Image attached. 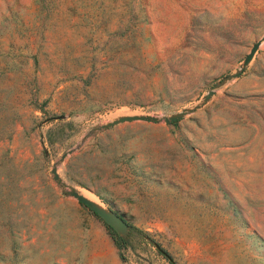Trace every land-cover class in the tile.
<instances>
[{
	"label": "rangeland",
	"instance_id": "374dc122",
	"mask_svg": "<svg viewBox=\"0 0 264 264\" xmlns=\"http://www.w3.org/2000/svg\"><path fill=\"white\" fill-rule=\"evenodd\" d=\"M0 264H264V0H0Z\"/></svg>",
	"mask_w": 264,
	"mask_h": 264
},
{
	"label": "water",
	"instance_id": "95a60500",
	"mask_svg": "<svg viewBox=\"0 0 264 264\" xmlns=\"http://www.w3.org/2000/svg\"><path fill=\"white\" fill-rule=\"evenodd\" d=\"M258 46H259V42H256L251 47L249 53L245 56V58L243 60V64L240 67V70L233 73L229 77H237L240 74L243 67H245L250 62V60L253 58V55L255 54V52L258 49ZM212 93H213V91L210 90L207 93V95L205 96V100H207ZM186 112H187V110H183L182 112H180L178 114H175V115H172L169 117H165L164 120L166 122H173L176 119H178L181 115L185 114ZM156 119H157L156 117L149 116V115H123V116H118L117 118H115L111 121H108L106 124L103 125V127H109V126H112V125H115L117 123L124 122V121H131V120L153 121ZM53 174H54V178L56 180L60 181L59 175L57 174L55 169L53 170ZM69 194L71 196H73L78 202L84 204L91 211H93L94 214H96L98 217H100L108 226L113 228L114 231L118 235H120V232H124L125 230L128 229L129 224L118 213H116L111 208L105 207L104 205L102 207L96 205L92 200L88 199L87 197H85L83 194H81L78 190H76L74 188L70 189Z\"/></svg>",
	"mask_w": 264,
	"mask_h": 264
},
{
	"label": "trees",
	"instance_id": "16d2710c",
	"mask_svg": "<svg viewBox=\"0 0 264 264\" xmlns=\"http://www.w3.org/2000/svg\"><path fill=\"white\" fill-rule=\"evenodd\" d=\"M107 225V224H106ZM107 228L109 230V233L111 235V237L113 238L114 240V243L115 245L117 246V248L119 249V255L120 257L123 259V256H122V252H121V249L125 247V240L120 236L118 235L113 228H111L110 226L107 225Z\"/></svg>",
	"mask_w": 264,
	"mask_h": 264
},
{
	"label": "bare ground",
	"instance_id": "6f19581e",
	"mask_svg": "<svg viewBox=\"0 0 264 264\" xmlns=\"http://www.w3.org/2000/svg\"><path fill=\"white\" fill-rule=\"evenodd\" d=\"M79 191V190H78ZM80 192V191H79ZM81 194H83L82 192H80ZM84 195V194H83ZM85 196V195H84ZM86 197V196H85ZM88 198V197H87ZM89 199V198H88ZM90 200H92V199H90ZM96 205H98V206H101L102 207V205L101 204H99V203H97V202H95L94 200H92Z\"/></svg>",
	"mask_w": 264,
	"mask_h": 264
}]
</instances>
